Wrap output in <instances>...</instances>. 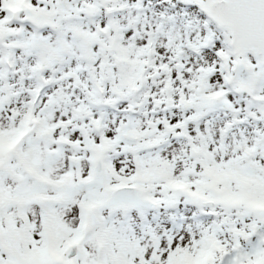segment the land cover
<instances>
[{"label":"snow or ice","instance_id":"obj_1","mask_svg":"<svg viewBox=\"0 0 264 264\" xmlns=\"http://www.w3.org/2000/svg\"><path fill=\"white\" fill-rule=\"evenodd\" d=\"M0 264H264V0H0Z\"/></svg>","mask_w":264,"mask_h":264}]
</instances>
